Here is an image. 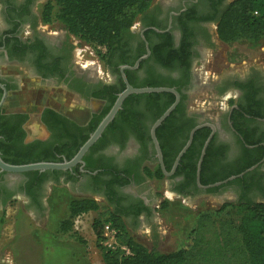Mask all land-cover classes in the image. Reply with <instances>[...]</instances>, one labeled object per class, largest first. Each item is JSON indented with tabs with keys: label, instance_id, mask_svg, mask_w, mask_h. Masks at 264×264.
Wrapping results in <instances>:
<instances>
[{
	"label": "flooded vegetation",
	"instance_id": "af4514ba",
	"mask_svg": "<svg viewBox=\"0 0 264 264\" xmlns=\"http://www.w3.org/2000/svg\"><path fill=\"white\" fill-rule=\"evenodd\" d=\"M231 1H153L149 9L130 29V34L125 35V54L132 60L144 49L143 55H145L146 43L148 49L150 45L169 43L177 48L182 44L187 55L184 59L186 67H183L185 73H181L182 68L179 67L174 70L163 68L150 57V54L139 62L138 68L125 71H129V80L135 84H140L150 77L155 79L169 77L178 80L181 84V93L185 96L183 106L159 130V138L164 147L163 165L165 159L169 166L168 173H171L175 158L186 144L190 131L200 126L194 132L192 141L180 158L175 171L161 179L172 194L188 198L208 193V189L197 186L196 171L201 151L211 136L200 168L203 179L211 180L214 176L222 177L225 174L241 172L246 167H253L251 171L238 178L241 179L240 181L235 183L233 181L236 179L230 181V184L223 185L211 194L229 190L236 201L244 195L250 201L264 203V65L262 62L244 64L239 70L235 63L225 61V67L221 71L205 79L201 85L208 89V94H213L218 100L215 117L204 115L189 105V96L199 85L196 66L205 61V52L210 51L212 54L216 43H222L216 35V19ZM40 3L44 6L47 1L0 0V85L2 86H0V101L4 93H6L5 101L10 94L19 93L22 87L28 88L26 85H29V82L39 89H48L47 93L41 92L44 101L38 111V124L46 132L44 140H49L53 133L43 119L51 122L54 114H60L77 125L86 126L94 116H100L108 105V99L98 98V95L106 94L104 91L107 86L118 89L122 79L121 66L116 72L101 60L103 70H94L91 74L85 71L83 64L86 60H83L85 56L81 54L85 50L79 49L80 41L66 30L59 29V26L62 27L60 24L53 26V23H45L42 16L43 7L39 8ZM142 34L144 40L141 38ZM207 62L210 63V60ZM13 68L21 71L23 78L28 81L26 85L20 81ZM98 68H101V65H98ZM127 82L130 85L128 79ZM58 94H63L65 100L85 103L86 110L89 111L85 121L78 122L60 111L53 101V95L58 96ZM92 104L97 106L94 108ZM88 105L91 108L88 109ZM2 106L0 116L2 114L8 116L6 124L9 126H19L21 123V118H13L12 115L26 116V121L19 126L25 133L23 143L42 140L33 138L28 141L25 129L28 121L27 111L6 113ZM137 123L138 129L143 134L148 130L149 135V120L140 117ZM207 124L212 125L214 130L205 126ZM20 132L17 133L19 139ZM111 138L112 134H107L104 144L86 154L88 162L93 163L94 166L104 167L109 172L102 174L98 180L91 179V175L85 170V161V165L80 166L78 170L79 174H74L76 181L67 183L86 188L85 191L89 196L84 198L96 200L95 197H98L108 212L120 217L125 224L133 221L140 223L142 218L150 217L152 203L156 201V191L151 187V182L158 180L147 178L143 173L144 169L151 171V167L154 166V170L160 168L155 150L151 140L144 148L142 141L134 132L127 134L124 143H112ZM194 162L195 182L192 183L187 180V175L192 172ZM69 172L73 173L72 170L61 171L58 182L67 180ZM91 174L95 175V172ZM9 175L0 172V211L18 195L26 197L27 204L39 206L44 196V186L47 183H55L53 171L40 173L41 180L33 174H22L15 185L10 183ZM127 180L129 182L125 183ZM142 208H146L147 211L136 216L135 214Z\"/></svg>",
	"mask_w": 264,
	"mask_h": 264
},
{
	"label": "trees",
	"instance_id": "16d2710c",
	"mask_svg": "<svg viewBox=\"0 0 264 264\" xmlns=\"http://www.w3.org/2000/svg\"><path fill=\"white\" fill-rule=\"evenodd\" d=\"M153 0H51L43 6V21L59 23L64 30L80 42L101 48L98 51L99 59L109 68L118 72L119 66H132L134 61L144 54V49L139 56L132 60L126 56L125 35L130 34V29L137 19L151 6ZM54 10V11H53ZM216 35L222 43H230L236 40L251 38L260 40L264 38V0H232L227 4L216 19ZM150 57L163 68H182L185 73L184 59L187 57L184 45L175 48L169 43L149 46ZM130 85L134 88L143 87H169L174 88L180 94V102L165 121L156 129L155 135L160 150L164 156V147L159 138V130L183 106L185 96L181 93V84L172 78H147L140 84L131 83L129 71H124ZM125 88L121 81L118 89L107 86L106 94L98 95V98L108 99V105L100 114L94 116L86 126H80L60 114H54L53 120L43 119L48 129L53 133L49 140H34L23 143L25 133L20 125L26 121V116L12 115L13 118H21L19 126L6 124L8 116H0V157L10 165H25L38 162L61 163L69 161L85 143L89 135L93 133L99 122L107 114L116 100L117 94ZM174 102V96L169 93H150L128 96L118 111L113 121L107 126L100 139L91 147L88 153L96 150L99 145L105 143L107 134H112V143H124L127 134L134 132L145 148L150 142L148 130L146 134L138 128L139 118H146L150 125L160 117L163 112ZM138 104V105H134ZM148 127V129H149ZM21 131V132H20ZM20 132V139L17 133ZM190 150V149H189ZM188 150V151H189ZM187 151V152H188ZM182 160V159H181ZM85 170L89 172L91 179L98 180L107 173V169L94 166L87 161ZM181 162V161H180ZM192 172L187 175L189 182H195V162ZM80 165L69 172L68 181H76L74 174H79ZM164 168L168 172L169 166L164 159ZM241 172L225 174L222 177L214 176L211 180L203 179L200 175L201 185H211L223 181ZM92 175L91 173H94ZM109 172V171H108ZM147 178L161 180L164 175L160 168L149 171L143 170ZM179 173V172H177ZM177 173L175 175H177ZM41 180L39 172H28ZM54 182L58 183L61 171H53ZM130 175L129 172H126ZM246 176V175H245ZM244 176V177H245ZM238 179V178H237ZM233 181L238 182L241 179ZM127 180L125 183H128ZM232 182V181H231ZM231 182H228L230 184ZM222 186L208 189V193L216 192ZM164 202L161 208L165 207ZM99 203L92 198L74 199L69 203L67 217L61 221L59 229L62 233H68L72 229L75 218L99 210ZM226 208H242L244 212L237 218L223 223H216V215ZM147 211L142 208L135 215ZM107 217L92 223V231L97 240V247L101 253L103 264H264V203L253 202L242 196L239 201L223 205L216 212L206 211L197 215L194 225L187 232L183 244L173 252L161 253L150 250L135 242L127 232L126 224L120 217L106 212ZM108 222L120 235V243L128 249L129 254L121 249L108 250L103 247L102 241L103 223ZM75 239L83 241L75 235Z\"/></svg>",
	"mask_w": 264,
	"mask_h": 264
},
{
	"label": "rangeland",
	"instance_id": "374dc122",
	"mask_svg": "<svg viewBox=\"0 0 264 264\" xmlns=\"http://www.w3.org/2000/svg\"><path fill=\"white\" fill-rule=\"evenodd\" d=\"M42 7L43 4L40 3L39 8ZM51 23L53 26H59L55 21ZM59 29L63 28L59 26ZM78 46L79 49L85 50L81 53L85 56L83 60H86L83 64L85 71L91 74L94 70H103L97 54L98 51L102 52V49L82 42H78ZM207 60H210V63ZM225 61L235 63L239 70L248 63L262 62L264 65V38L260 40L244 38L226 44L217 42L212 54L210 51L205 52V61L196 66L199 85L189 96V105L210 117H215L218 111V100L213 94H208V89L201 84L205 79L221 71L225 67ZM98 65H101V68H98ZM13 71L19 76L20 81L25 85L28 83L21 71L14 68ZM28 84L26 85L28 88L22 87L19 93L10 94L2 108L6 113L27 111L28 121L25 129L28 141L33 138L44 140L46 132L38 124V111L44 101L41 92L47 93L49 90L39 89L30 82ZM53 97L54 104L60 111L78 122L85 121L89 112L85 103L65 100L63 94ZM92 106L95 108L97 105ZM154 169L155 166L151 167L152 172ZM21 175L10 174L8 179L15 185ZM151 187L156 191V201L152 203L150 217L142 218L140 223L128 222L126 228L135 242L161 253L173 252L182 246L197 215L206 211L216 212L223 205L236 202V198L229 190L185 198L172 194L163 180H152ZM85 190L84 187L59 181L44 186V196L39 206L27 204L26 197L22 195L9 202L0 211V264H103L91 227L93 221L104 220L107 217L105 213L108 209L98 197L95 199L99 203V210L75 218L68 233H62L59 229L61 221L67 217L69 203L74 199L89 196ZM164 193H167L171 200H164ZM158 201L166 204L164 208L156 211L155 205ZM243 212L242 208L238 210L226 208L216 215L215 222L218 224L237 219ZM75 235L83 242L79 243Z\"/></svg>",
	"mask_w": 264,
	"mask_h": 264
},
{
	"label": "water",
	"instance_id": "95a60500",
	"mask_svg": "<svg viewBox=\"0 0 264 264\" xmlns=\"http://www.w3.org/2000/svg\"><path fill=\"white\" fill-rule=\"evenodd\" d=\"M141 38L144 40L143 34L141 35ZM149 54H150V52L148 49V45L146 43V54L145 55H143L141 58H139L134 63L133 66H121L120 67L121 79L125 85L124 90L117 94L116 100L114 101L110 110L102 118V120L97 125L96 129L93 131V133H91L89 135L88 139L79 148V150L77 151V153L73 156V158L71 160L63 161L61 163L38 162V163H31V164H25V165H10V164L5 163L0 157V172H5V173L13 174V175H21V174H25L28 172L42 173L45 171H71L72 168L75 167L76 165H80L81 167H83L85 165L83 158L89 152L91 147L100 139V137L102 136V134L105 131V129L107 128V126L113 121V119L117 115L118 111L121 110L122 104L128 96L140 95V94H150V93H169V94H172L174 96V102L163 112V114L160 117H158L152 123V125L149 128V136H150V140H151L153 149L155 150V153H156V158L158 160V164L160 166V169H161L163 175L164 176H170L175 171L180 158L182 157V155L185 153V151L189 147V145L192 141L194 132L197 129H199L200 126H197L190 131L186 144L182 147V149L179 151V153L177 154V156L175 158L171 173L166 172L164 165H163L162 154H161V150H160L159 143L157 141L155 132H156V129L165 121V119L167 117H169V115L173 112V110L178 105V103L180 101V94L174 88H169V87L134 88L128 84L126 76L124 74L125 70H134V69L138 68L139 62L141 60L147 58L149 56ZM5 96H6V93H4L3 98L0 101V109H1V106H2L3 101L5 99ZM0 114H1V112H0ZM205 126H209V127H211V129L214 130V127L212 125L207 124ZM210 137H209V139H210ZM209 139L205 142L204 147L201 151V156H200L198 163H197L196 180H197V186L199 188L209 189V188L219 187V186L225 185L230 181H233L237 178H241L244 174H246L247 172H249L253 169V167L248 168L244 172H242L238 175L231 176V177L227 178L226 180L214 183L212 185H208V186L201 185L199 182L200 168H201L202 158H203V155L205 153V148L209 142ZM82 172H84V171L82 170Z\"/></svg>",
	"mask_w": 264,
	"mask_h": 264
},
{
	"label": "built area",
	"instance_id": "2783aa9c",
	"mask_svg": "<svg viewBox=\"0 0 264 264\" xmlns=\"http://www.w3.org/2000/svg\"><path fill=\"white\" fill-rule=\"evenodd\" d=\"M135 25V24H134ZM101 49V48H98ZM164 200H171V198L167 195V193L163 194ZM162 201H158L155 205L156 211H159L161 208ZM120 233L114 229L110 223L104 222L103 223V229H102V241L100 244L105 247L108 250H115V249H121L125 251L126 254H129V251L127 248H125L119 240Z\"/></svg>",
	"mask_w": 264,
	"mask_h": 264
},
{
	"label": "crops",
	"instance_id": "0c3cea01",
	"mask_svg": "<svg viewBox=\"0 0 264 264\" xmlns=\"http://www.w3.org/2000/svg\"><path fill=\"white\" fill-rule=\"evenodd\" d=\"M19 111H9L8 113H18Z\"/></svg>",
	"mask_w": 264,
	"mask_h": 264
},
{
	"label": "bare ground",
	"instance_id": "6f19581e",
	"mask_svg": "<svg viewBox=\"0 0 264 264\" xmlns=\"http://www.w3.org/2000/svg\"><path fill=\"white\" fill-rule=\"evenodd\" d=\"M86 64H88V63L86 62Z\"/></svg>",
	"mask_w": 264,
	"mask_h": 264
}]
</instances>
